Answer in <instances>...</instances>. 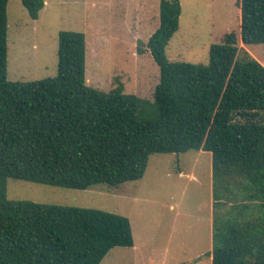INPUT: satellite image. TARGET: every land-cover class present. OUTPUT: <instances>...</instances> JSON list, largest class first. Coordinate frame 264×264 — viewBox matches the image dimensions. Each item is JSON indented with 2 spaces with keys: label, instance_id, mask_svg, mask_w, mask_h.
Listing matches in <instances>:
<instances>
[{
  "label": "trees",
  "instance_id": "1",
  "mask_svg": "<svg viewBox=\"0 0 264 264\" xmlns=\"http://www.w3.org/2000/svg\"><path fill=\"white\" fill-rule=\"evenodd\" d=\"M22 2L38 19L45 0ZM8 3L0 0V264H100L135 244L129 217L12 201L8 179L119 187L142 179L152 154L190 150L213 154V264H264V64L240 56L237 33L212 45L209 64L171 61L182 5L162 0L147 43L161 71L150 100L88 85L77 31L59 34L57 76L9 80ZM238 4L243 42L264 43V0Z\"/></svg>",
  "mask_w": 264,
  "mask_h": 264
},
{
  "label": "rangeland",
  "instance_id": "2",
  "mask_svg": "<svg viewBox=\"0 0 264 264\" xmlns=\"http://www.w3.org/2000/svg\"><path fill=\"white\" fill-rule=\"evenodd\" d=\"M162 0H45L34 19L22 0L8 3V79L35 81L59 72V34L86 35L91 87L153 100L160 67L147 48L160 27ZM239 0H181L180 28L166 54L171 61L209 64L211 47L235 31L240 56L264 64V43L245 44ZM142 48L144 52H140ZM213 154L155 153L144 177L109 188L74 189L8 179V198L101 209L129 217L135 244L115 247L100 264H213Z\"/></svg>",
  "mask_w": 264,
  "mask_h": 264
},
{
  "label": "crops",
  "instance_id": "3",
  "mask_svg": "<svg viewBox=\"0 0 264 264\" xmlns=\"http://www.w3.org/2000/svg\"><path fill=\"white\" fill-rule=\"evenodd\" d=\"M212 257V256H211Z\"/></svg>",
  "mask_w": 264,
  "mask_h": 264
}]
</instances>
